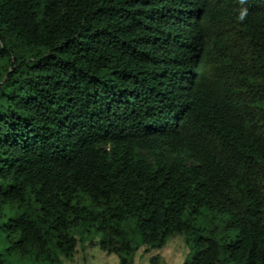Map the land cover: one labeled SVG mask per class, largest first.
Listing matches in <instances>:
<instances>
[{"label":"trees","instance_id":"obj_1","mask_svg":"<svg viewBox=\"0 0 264 264\" xmlns=\"http://www.w3.org/2000/svg\"><path fill=\"white\" fill-rule=\"evenodd\" d=\"M174 237L264 264V0H0V264Z\"/></svg>","mask_w":264,"mask_h":264},{"label":"rangeland","instance_id":"obj_2","mask_svg":"<svg viewBox=\"0 0 264 264\" xmlns=\"http://www.w3.org/2000/svg\"><path fill=\"white\" fill-rule=\"evenodd\" d=\"M163 260L164 264H182L186 254L187 249L183 245L180 237H174L169 239L166 244L158 251H156ZM91 264H116V259L113 256H106L105 254L99 253L98 249L95 247L90 249L88 252ZM77 259H80L77 257ZM134 264H146L145 259H140L138 261L135 258Z\"/></svg>","mask_w":264,"mask_h":264}]
</instances>
